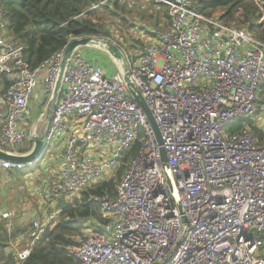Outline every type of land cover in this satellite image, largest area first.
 Returning <instances> with one entry per match:
<instances>
[{
    "label": "built area",
    "instance_id": "1",
    "mask_svg": "<svg viewBox=\"0 0 264 264\" xmlns=\"http://www.w3.org/2000/svg\"><path fill=\"white\" fill-rule=\"evenodd\" d=\"M138 1L168 10L166 28L141 22L152 40L123 51L163 136L180 200H173L154 130L117 64L83 47L66 71L45 152L24 163L0 158V171L34 170L63 140L57 181L45 199L69 203L114 177L137 147L115 195L93 197L106 222L87 228L70 249L75 264H264V143L247 123L264 98V41L201 12L194 0ZM1 3L0 74L9 84L0 88V147L19 152L33 147L30 137L44 120L43 111L27 121L31 97L42 85L48 102L68 45L33 68L24 46L8 37ZM237 121L243 127L228 131ZM60 211L32 222L26 247H9L15 264L30 256Z\"/></svg>",
    "mask_w": 264,
    "mask_h": 264
},
{
    "label": "trees",
    "instance_id": "2",
    "mask_svg": "<svg viewBox=\"0 0 264 264\" xmlns=\"http://www.w3.org/2000/svg\"><path fill=\"white\" fill-rule=\"evenodd\" d=\"M103 1L2 0L1 4L8 37L24 46L26 58L36 68L76 37L107 36L106 22L112 21L111 16L116 11H121L123 17H126V11L130 12L119 0L101 3ZM99 3L101 4L95 7ZM194 6L211 16H217L215 13L219 11L222 20L264 41V0H194ZM247 123L263 144L264 130L256 125L254 118L248 119ZM242 127L243 122L237 121L227 127V130L239 131ZM136 148L125 155L114 177L88 187L72 202L65 203L61 200V211L54 224L45 229L33 245L30 256L21 264L76 263L70 249L80 243L77 238L84 237L87 228L106 222L100 205L93 197L115 195V185ZM9 228L4 220L0 222V264H15L14 254L9 251V247L23 230Z\"/></svg>",
    "mask_w": 264,
    "mask_h": 264
},
{
    "label": "crops",
    "instance_id": "3",
    "mask_svg": "<svg viewBox=\"0 0 264 264\" xmlns=\"http://www.w3.org/2000/svg\"><path fill=\"white\" fill-rule=\"evenodd\" d=\"M136 2V7L140 4L142 7V3L138 0ZM155 6V5H154ZM157 9L165 6H155ZM149 7H142V14L147 19H152V25L147 23L151 27H157L159 29H164L169 25L168 22H164L161 18L159 12H157L156 16L153 18L152 13L149 12ZM159 11V10H157ZM148 12L150 14H148ZM168 12V10H167ZM152 15V16H151ZM165 16V15H164ZM166 17V16H165ZM168 17V13H167ZM169 20V19H168ZM142 22L141 19L136 18V21L132 23V26L129 29V32L134 35L136 38L135 43H142V47L146 45L147 42L151 41L152 38L147 35L145 29L141 28L139 25ZM145 22V21H143ZM149 37V38H148ZM122 41V40H121ZM125 43L124 41H122ZM132 45L134 41H130ZM139 46V45H138ZM133 48V47H132ZM130 48V49H132ZM135 48H133L134 50ZM8 80L4 74H0V88L7 86ZM46 94L44 91L40 92V86L36 90V92L31 97V104L29 107V112L27 115L28 122H36L39 115L45 110L46 103ZM1 96H0V129L3 121V117L5 114V108L1 105ZM39 130L43 126V121L39 123ZM64 146L63 140L58 139L53 146V152L51 154H46L44 161L34 170H8V171H0V176L5 180L9 181L4 188H0V222L4 220L7 225L11 228L9 229H21L23 230L19 235H17V239L12 244H16L20 242L18 245V249L21 250L28 244L30 237L28 236L32 231V222L34 220H41L45 222L48 220V217L58 208H60L61 200L56 199L55 197L51 201H47L45 199V193L52 189V186L57 181V171H58V157L62 154L61 150ZM26 152L30 150L28 149V144H25L20 149ZM10 185V186H8ZM10 188V190H9ZM13 189L15 191H13ZM3 190V192H2ZM14 192L15 195L12 197L10 195L11 192ZM54 203V205H50L49 203ZM13 212L15 218L13 220H9L3 217L5 212ZM11 244V245H12Z\"/></svg>",
    "mask_w": 264,
    "mask_h": 264
},
{
    "label": "water",
    "instance_id": "4",
    "mask_svg": "<svg viewBox=\"0 0 264 264\" xmlns=\"http://www.w3.org/2000/svg\"><path fill=\"white\" fill-rule=\"evenodd\" d=\"M81 47L98 49L99 51L109 55L117 64L119 70L122 72V75L130 88L133 97L138 102L139 106L146 115L150 126L154 130L156 139L160 145L159 151L161 156V163L166 180L168 182L170 193L173 197V200L179 201L181 198L180 192L171 171L167 149L164 146L163 136L156 122L154 114L152 113L140 90L135 86L133 80L130 77L126 55L123 49L117 43L108 38L98 37L96 35L76 37L70 41L67 48L65 49L53 90L44 110L43 126L40 130L35 129L32 136L30 137L31 141L33 142V147L26 152H14L0 147V158L11 162L24 163L32 161L38 155L45 152L44 148L46 143L47 128L50 125L52 114L59 101L66 71L69 67L73 54L77 49Z\"/></svg>",
    "mask_w": 264,
    "mask_h": 264
},
{
    "label": "rangeland",
    "instance_id": "5",
    "mask_svg": "<svg viewBox=\"0 0 264 264\" xmlns=\"http://www.w3.org/2000/svg\"><path fill=\"white\" fill-rule=\"evenodd\" d=\"M114 1V0H113ZM120 4L122 6H127L128 9L130 10V12L126 11V17H123V15L121 14V11H116L117 13L113 16H111V20L112 21H107L106 22V34L107 36L113 41H115L116 43L119 44V46H121L123 48V50L125 51V53H129V49L134 47V45H132V43L130 41H134L135 45H142V43H135L137 41L136 38L134 37V35H132L129 32V29L134 26L132 25V23L134 21H136V18H139L147 23H150L152 25V17L147 19L146 17L143 16L142 12V7L143 6H148L149 7V12L152 13L153 18L156 16L157 12H159V14L161 15V18L164 20V22H168V17L166 14V9L164 7H160V9H157L153 3H142V7L140 6V4L136 7V2L134 0H119ZM102 3H106V1H103ZM162 6V5H161ZM126 7V8H127ZM159 10V11H157ZM148 12V14H150ZM215 14L220 15V12H216ZM151 15V16H152ZM166 17H165V16ZM125 16V15H124ZM127 18V19H126ZM124 41L125 43H123L122 41ZM84 52H86L88 55L90 56H97L100 55V51L98 49H94V48H90V47H83L82 48ZM43 91V87L42 85L40 86V92ZM260 110L258 112V114H256L254 116V120L256 122V125L261 128L262 130H264V98L262 100V102L260 103ZM10 181V180H9ZM9 181H5L1 176H0V188H4V186L9 182ZM10 183V182H9ZM10 186V185H8ZM10 190V188H9ZM13 191H15L13 189ZM11 192L12 195H10L11 197L13 195H15L14 192ZM3 192V190H2ZM49 203L50 205H54V203ZM91 226V225H90ZM89 227V226H88ZM86 233L84 232V235ZM84 237L82 238H77V240L81 243V241H83Z\"/></svg>",
    "mask_w": 264,
    "mask_h": 264
}]
</instances>
